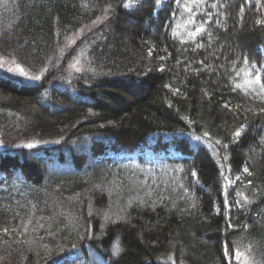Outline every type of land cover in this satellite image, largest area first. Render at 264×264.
Segmentation results:
<instances>
[{
  "label": "trees",
  "instance_id": "1",
  "mask_svg": "<svg viewBox=\"0 0 264 264\" xmlns=\"http://www.w3.org/2000/svg\"><path fill=\"white\" fill-rule=\"evenodd\" d=\"M241 3L196 8L197 48L175 0H0V56L40 77L0 72V264H264V99L234 90L264 0Z\"/></svg>",
  "mask_w": 264,
  "mask_h": 264
},
{
  "label": "snow or ice",
  "instance_id": "2",
  "mask_svg": "<svg viewBox=\"0 0 264 264\" xmlns=\"http://www.w3.org/2000/svg\"><path fill=\"white\" fill-rule=\"evenodd\" d=\"M250 0H242L241 6H240V12L244 11V4L249 3ZM177 14L184 16L183 24L178 23L176 25L177 28L183 27L186 31L187 39H181L180 42L182 44L187 43L188 39H191L193 43H196V47L200 48L203 47L202 44L197 42V37L201 36L202 34L207 33L209 37V41L212 39V33L207 32L204 23H200L199 26L196 25V8L205 6L206 0H175ZM127 6V5H126ZM159 6V5H158ZM212 8H216L217 4L212 3ZM207 14H205L206 16ZM216 23L219 25L222 23V21L217 20ZM257 25H264V20H257ZM174 37H179L181 34L174 30L173 32ZM259 51V50H258ZM243 63L246 65H249V71L245 73L246 79H244L243 84L236 82L234 83V90L240 89L245 94H248L249 91L256 93L258 96H260L262 99H264V83H262V77L261 72H264V67H261L260 69L256 68L255 64H252L250 62V59L248 57L243 58ZM8 71H12V69H8ZM79 71V69H77ZM20 75L26 76L28 79L31 80H38L40 79L39 76H27V74L24 72V70L21 68L19 69ZM239 74H237L238 76ZM225 107H228V105H225ZM262 112H264V109H261ZM207 136V133H205ZM234 135L236 137H239L241 135V131L238 129L235 131ZM199 139V138H198ZM217 144L220 143L219 140L216 141ZM34 145H27V147H33ZM245 172H249V169L247 167L244 168ZM251 174V173H249ZM192 176H196L195 172L191 173ZM26 227V226H25ZM7 230H5V233ZM227 254V250H226ZM244 256V253H241L239 250H236L235 257L236 260L239 262L241 260V257Z\"/></svg>",
  "mask_w": 264,
  "mask_h": 264
},
{
  "label": "rangeland",
  "instance_id": "3",
  "mask_svg": "<svg viewBox=\"0 0 264 264\" xmlns=\"http://www.w3.org/2000/svg\"><path fill=\"white\" fill-rule=\"evenodd\" d=\"M76 65L78 64V61L75 62ZM23 69L24 72L27 74V76H33L32 74L28 73V70H26L24 67H21L20 65L14 63V61L0 56V72H7V73H11V74H17L20 75L19 69ZM8 69H12V71H8ZM22 76V75H20ZM25 79V81H28L30 83H35L36 80H31L28 79L26 76H23ZM241 253H244V256L241 257V260L238 262V264H256V262L254 261V259L248 254V252L246 250H242L240 251ZM236 259V257H235Z\"/></svg>",
  "mask_w": 264,
  "mask_h": 264
}]
</instances>
